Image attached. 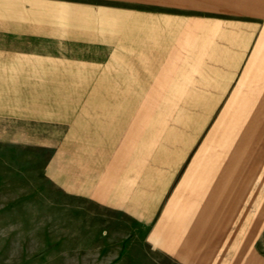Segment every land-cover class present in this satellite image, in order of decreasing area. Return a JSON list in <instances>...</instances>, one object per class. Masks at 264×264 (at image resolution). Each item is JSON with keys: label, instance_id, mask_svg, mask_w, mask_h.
Segmentation results:
<instances>
[{"label": "crops", "instance_id": "1", "mask_svg": "<svg viewBox=\"0 0 264 264\" xmlns=\"http://www.w3.org/2000/svg\"><path fill=\"white\" fill-rule=\"evenodd\" d=\"M134 2L0 0L3 145L48 151L58 190L123 213L181 261L264 264L251 237L243 259L227 249L253 230L252 143L238 155L228 119L264 55V16Z\"/></svg>", "mask_w": 264, "mask_h": 264}, {"label": "rangeland", "instance_id": "2", "mask_svg": "<svg viewBox=\"0 0 264 264\" xmlns=\"http://www.w3.org/2000/svg\"><path fill=\"white\" fill-rule=\"evenodd\" d=\"M126 1L207 7L205 0ZM229 1L264 16V0ZM254 67L244 71L245 88L229 110L236 117L228 119L230 128L236 122L238 155L248 152L246 142L253 148V230L237 231V246H227L238 260L250 237L254 253L264 254V55ZM10 136L0 134V264H191L154 245L148 229L123 213L58 190L42 173L48 151L5 149Z\"/></svg>", "mask_w": 264, "mask_h": 264}]
</instances>
